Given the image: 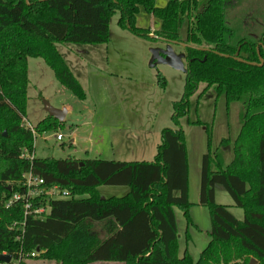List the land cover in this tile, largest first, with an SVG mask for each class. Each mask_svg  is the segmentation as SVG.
<instances>
[{
	"label": "trees",
	"instance_id": "16d2710c",
	"mask_svg": "<svg viewBox=\"0 0 264 264\" xmlns=\"http://www.w3.org/2000/svg\"><path fill=\"white\" fill-rule=\"evenodd\" d=\"M224 2L207 0L196 8V0H166L162 6L153 0H0V254L10 255L7 264H28L31 259L58 264H264V6L247 12L250 21L254 15L262 21L246 31L243 23L227 24ZM139 7L159 20L156 30L135 25ZM115 12L116 25L137 37L150 41L160 37L207 49L183 50L182 93L171 103L175 127L160 129L150 161L20 157L21 151L32 154L34 135L52 131L59 123L46 115L34 124L33 133L21 124L27 58H41L60 85L84 99L55 45L106 44L109 19ZM183 19L188 22L181 40L178 28ZM256 46L260 65L232 58L238 48L239 58L259 63ZM155 79L164 86L160 73ZM199 83L204 88L198 96L213 87L226 105L239 102L243 112L231 159L225 165L220 150L210 151L207 136L198 204L208 213L209 238L193 261L186 248L178 255L173 208L179 209L186 226L193 225L186 148L178 118L187 113L188 97ZM27 171L42 180V190L55 185L68 197L49 199L46 204L43 194L32 199V207L47 209L41 217L23 216L20 199L6 207L13 193H24L20 176ZM215 184L241 209V220L214 202ZM102 185L124 186L127 191L100 197L97 187ZM184 236L188 238L186 229Z\"/></svg>",
	"mask_w": 264,
	"mask_h": 264
},
{
	"label": "rangeland",
	"instance_id": "374dc122",
	"mask_svg": "<svg viewBox=\"0 0 264 264\" xmlns=\"http://www.w3.org/2000/svg\"><path fill=\"white\" fill-rule=\"evenodd\" d=\"M260 5L264 6V0H225L227 24L238 27L243 23L246 31H250L252 25L261 24L262 17L254 15L250 21L247 12ZM196 8L199 7L196 5ZM116 19L117 12L109 19V40L106 44L55 45L80 84L84 99H77L60 85L41 58H27L25 123L33 127L46 116L43 101L53 108L68 109L72 117H82L89 121V126L77 125L74 129V125L68 123V115L52 131L34 135L33 157L150 161L159 142L160 129L175 127L170 119L171 103L178 100L182 93L184 72L165 64L150 65L148 49L162 48L163 44L137 37L119 28ZM187 22V19H183L178 28L180 39H184ZM172 49L176 53L182 51L176 45H172ZM157 72L164 78L163 87L156 83ZM203 88L204 84L199 83L195 92L188 97L187 113L178 118V127L183 132L186 148L187 198L191 204L188 211L194 226H186L176 207L173 208V215L178 255L186 248L193 261L209 238L208 213L205 207L198 204L200 163L206 150L207 136L210 151L220 150L225 165L231 159L233 140L243 112L239 102L226 105L222 95H216L213 87L205 89L198 96ZM54 134H60L61 140L56 141ZM222 139L226 141L220 143ZM97 191L102 195L100 197L121 196L127 188L102 185L97 187ZM213 199L216 204L225 205L235 219H242L241 209L233 204L229 194L219 184L213 187ZM185 228L187 239L184 236ZM250 262L254 261L251 259Z\"/></svg>",
	"mask_w": 264,
	"mask_h": 264
},
{
	"label": "water",
	"instance_id": "95a60500",
	"mask_svg": "<svg viewBox=\"0 0 264 264\" xmlns=\"http://www.w3.org/2000/svg\"><path fill=\"white\" fill-rule=\"evenodd\" d=\"M155 40L161 42L163 44V47L162 48L161 47H150L148 49L150 53L149 64L150 65L155 64V63L165 64V65L170 66L173 69L180 70L182 72H185V64H186L184 62V52H183L184 48L192 47L197 50H202V51L207 50L204 47H196V46H192L190 44H186L180 41H167L160 37H155ZM172 45L179 46L182 51L178 53L174 52V50L172 49ZM255 50H256L259 63L248 62V61H245L239 58L237 56L238 48L234 52L232 58L236 61H240V62L249 64V65H260L262 63V59L259 56L257 46L255 47ZM218 55L223 56V57H228L227 55H224V54H218ZM42 107H43V110L46 112L47 116L53 117L58 122H61L64 119V116L66 114L65 108H59V109L53 108L46 101L42 102ZM9 260H10L9 254H0V262L8 263Z\"/></svg>",
	"mask_w": 264,
	"mask_h": 264
},
{
	"label": "built area",
	"instance_id": "2783aa9c",
	"mask_svg": "<svg viewBox=\"0 0 264 264\" xmlns=\"http://www.w3.org/2000/svg\"><path fill=\"white\" fill-rule=\"evenodd\" d=\"M21 124L25 127H27L32 133V126H29L27 123H25L24 118L21 120ZM61 135L60 134H54V139L56 141L61 140ZM20 157L23 158H28L31 159L33 157V154H27L25 151H21ZM20 183L21 185L25 188L24 193L19 194V193H13L10 198L5 201V206H9L13 201L16 200H22L23 202V216L26 215H33L36 217H41V214L43 212H46L47 209H44L42 205H38L35 207H32L31 205V200L35 199L39 195L43 194L44 195V201L43 203H47L49 199H62V198H67L68 195L65 191H61L58 189L57 186H52L47 190H42L40 188V184L42 183V180L40 178H37L31 174L30 171H27L20 176ZM23 223H21L22 225ZM5 254V253H1ZM31 256L34 255L33 252L30 253ZM0 264H7L0 262Z\"/></svg>",
	"mask_w": 264,
	"mask_h": 264
},
{
	"label": "crops",
	"instance_id": "0c3cea01",
	"mask_svg": "<svg viewBox=\"0 0 264 264\" xmlns=\"http://www.w3.org/2000/svg\"><path fill=\"white\" fill-rule=\"evenodd\" d=\"M196 1H197V7H200L202 4H204L205 0H196ZM153 2L156 6H162L165 4L166 0H153ZM144 13L145 12L143 11V9L141 7H139L138 12L135 15V25L138 27H141V28L143 27V25H145L146 27H144V28H148V29H150V31L156 30L158 28V25H159V20L148 15L147 13H145V14ZM138 17H139V19L137 20ZM140 20H142V21H140ZM181 40H183V39H181ZM158 43H160V42H158ZM65 110H66L65 116L69 115L68 116V123L71 125H74V129L77 125H79L80 127L89 126L88 120H85V118H82V117L81 118L75 117V116L72 117V116H70L68 109H65ZM65 116H64V118H65ZM71 140H72V144H73V141H74L73 138ZM103 160H106V159H103ZM98 194L100 195L99 192H98ZM100 196H102V195H100ZM192 226H194V225H192ZM185 229L187 230V228H185ZM176 232H177V230H176ZM27 263L28 264H58V263L53 262V261L40 260V259L27 260ZM88 264H123V263L122 262H116V261H99V262L93 261V262H89Z\"/></svg>",
	"mask_w": 264,
	"mask_h": 264
}]
</instances>
